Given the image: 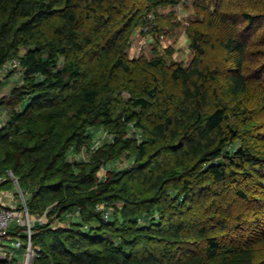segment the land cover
Wrapping results in <instances>:
<instances>
[{
	"label": "trees",
	"instance_id": "16d2710c",
	"mask_svg": "<svg viewBox=\"0 0 264 264\" xmlns=\"http://www.w3.org/2000/svg\"><path fill=\"white\" fill-rule=\"evenodd\" d=\"M179 2L0 0V69L17 61L23 76V83L8 97H0V111L7 110V119L0 125L4 153L0 167L15 171L23 191L37 182L26 204L32 215L48 209L51 218L33 226L37 257L32 264H258L256 243L264 241V226H260L264 220L255 222L249 238L242 241L235 239L248 226L247 221L242 214L234 217L222 204H213L221 218L215 224L218 229L209 220L193 226L179 217L187 216L185 209H191L198 186L238 182L239 169L250 162H260L258 168H264V160L257 158L250 145L230 147L239 136L229 126L227 104L254 93L264 95V0H194L198 20L187 28L195 54L190 66L171 62L169 69L162 56L144 64L129 59L131 32L145 24L149 35L160 41L166 30L157 19L148 17L157 15L159 7ZM53 20L57 23L51 27V35L44 25ZM215 40L234 57L231 97L216 88L212 91L221 72L202 65L207 47ZM155 52L160 54L158 49ZM137 67L143 72L132 79L133 109L117 114L112 94L122 93L118 80L136 73ZM179 82L182 94L177 99L170 88ZM164 88L168 89L165 95ZM136 108L154 117L149 138ZM35 110L46 130L32 136L33 141L18 139L22 134H35L26 127L35 121ZM64 119L69 121L66 132L59 130ZM133 121L144 132L145 143L161 145L155 146L161 148L159 155L163 149L169 150L174 168L163 170L155 152L143 142L133 146V138L128 137ZM96 128L109 130L113 140L97 147L89 162L70 161L71 150L91 148ZM132 149L138 157L134 168L108 170L105 178H99L101 169ZM151 165L152 171L162 175L153 187L155 193L144 198L130 188V182L135 171L138 177H146L145 169ZM3 172L0 175H6ZM253 172L261 175L258 170ZM168 178L182 182L179 192L167 186ZM236 194L247 199L246 190ZM101 205L111 206L113 215L106 218ZM73 212L79 220L52 225L55 218L64 219ZM228 222L236 238L224 243L215 233L226 230ZM152 243L166 248L158 254ZM201 243L205 251L196 253L194 246ZM0 264L19 263L0 260Z\"/></svg>",
	"mask_w": 264,
	"mask_h": 264
},
{
	"label": "rangeland",
	"instance_id": "374dc122",
	"mask_svg": "<svg viewBox=\"0 0 264 264\" xmlns=\"http://www.w3.org/2000/svg\"><path fill=\"white\" fill-rule=\"evenodd\" d=\"M156 10L157 15H150L148 19H157L160 24L162 23L164 31L166 30L165 36H162V39L157 41L149 35V30L145 24L137 26L128 37V58L131 60H140V62L144 64L156 60L158 56H162L164 58V63L168 65L166 67L169 69H171V67H169L171 62L182 63L186 67L190 66V64H192L195 60V54L191 48V43L187 35V28L190 26L191 21L198 20L195 15L194 0H180L179 4L175 6L168 5L166 7H159ZM56 23V20L51 21L50 24L46 23L44 25V29H46L47 32L49 31V34H51V27H53ZM214 35V38L217 39L216 37L218 35H216V33ZM157 49L160 51L159 55L155 52ZM204 64H208L211 68H218L221 72L219 80L216 82L214 81L211 85L212 91L216 88L220 93L224 94V96L231 97L229 96V88L231 85L229 77L235 71L234 57L232 54L225 51L220 45V42L215 40L213 46L209 45L207 47V54L202 60V65ZM20 68L21 67L18 65L17 61H10L2 67V69H0V97H8L10 91L14 87L20 86L23 83V76ZM141 71L143 72L142 68L137 67L136 73L128 74L125 77L126 79L122 77L118 80V82H121L122 93L112 94V96H114L113 108L116 112H118L117 114L124 112L123 110L131 111L133 109L131 108L132 99L130 96V89L134 88L135 83L132 79L137 78V75L141 76ZM120 74L121 76H125L122 71H120ZM142 76L144 75L142 74ZM262 88L264 89V87ZM170 89L173 90V93L175 94L174 97L177 99L181 97L182 84L180 82L175 83ZM167 90H165L166 92H163V95L167 93ZM227 104L228 109L231 112L229 126L235 128L239 136V138L233 140V144H235V146L230 147L238 148L239 146L250 145L257 158L264 160V95L254 93L252 95L250 94L248 97L244 96L239 100L234 101L230 99ZM136 110L140 112L143 122V130L146 133V137L149 138L151 136L150 130L153 126L151 122L154 120V117H151L148 114L144 115L138 108H136ZM34 112L37 116L35 121L27 123L26 127L29 130H34L35 134L30 136L22 134L18 137V139L27 138L29 141H33L32 136H39L40 132L46 130L45 125L39 116V111L35 110ZM242 112L244 114H242ZM6 119L7 110L3 108L0 111V125H2ZM67 126H69V121L64 119L61 123V127H59V130L65 131L66 129V131H68ZM136 126L137 121H133L130 125L128 134V137L133 138V146H137L143 142L145 145L150 146L152 153L155 152V160L157 159L161 162L163 170L167 171L174 168L175 161L169 150L163 149L159 155L158 152H160L161 148L155 146L161 145L145 143V138L142 135L144 132L140 131V129ZM93 134L94 141L91 145H89L91 148L88 149V147L84 146L79 152L71 150L68 155V159L70 161L78 160L89 162L92 159V155L97 147L107 146L106 144L113 140V134L107 129H93ZM3 156V150L0 149V160L3 159ZM137 159L138 157L135 149L127 150L120 158L111 161L103 169H101L98 176L99 178H105L108 170L120 171L124 169H132L138 162ZM259 163L250 162L244 167V169H239L240 176L238 182H227L223 184L213 183L212 185L207 182L198 186L199 188L196 189L197 193L193 194L194 203L192 204L191 209H185L187 216L179 218L191 221L193 226L200 222V220H209V225L214 227V225L217 224V221L221 218L217 216L218 211L214 209L215 205L213 207V204H222L225 209L229 207V209L232 210L234 217L238 216V214H242L243 219L247 221L246 225L248 226L245 225L246 228H244L241 233L236 235L238 238L235 240L240 239L244 241L246 238H249L250 228L254 225V223L264 220V168H258ZM254 170L260 171L261 175L255 174L253 172ZM2 171H4L2 174H6L4 175L6 177V183L4 187H0V195L2 194L5 197H8V204H21L23 201L27 200L30 196V192L37 187V182L31 183V188L28 191H23L19 185L18 178L15 176V171L11 167L6 166L4 170L0 167V172ZM145 172L146 177H138V171H135V179L130 182V188L136 191L141 197L144 196V198L152 196L155 193V191H153V187L157 182V179L160 175H162L159 171H152V165L147 167ZM166 183L168 187L173 189V192L180 191V186L182 185L180 180H172L171 178H168ZM239 189L246 190L247 199L237 196L236 191ZM218 192H220V194ZM100 208L104 210L106 218H109L114 213V209L111 206L107 207L105 205H101ZM47 212L48 209L41 213V215L45 217L46 223L51 220V218L47 215ZM168 215L169 213L166 214L167 217ZM158 218L159 214L157 212L155 219L158 220ZM77 220H79L78 213L73 212L64 219L55 218L52 225L54 227L66 226L72 221ZM256 224H258V222ZM262 225L264 226L263 222L260 223V226ZM218 226L219 225H215L214 228L218 229L220 227ZM232 226L231 222H228L226 230H223V232L221 230L216 231L215 234L222 242L229 243L233 241V238H236L233 234L235 230L231 229ZM189 240L190 242L195 241L194 238H189ZM256 244L257 263L264 264V241L262 244H259V242ZM151 246L156 248L158 254L166 248V245L162 243H152ZM199 246H194L195 252L203 253L205 251L204 245L201 243ZM9 251L14 252L16 262L22 263L24 261L25 247L20 251H16L9 245L7 252ZM33 260H31L30 264H32Z\"/></svg>",
	"mask_w": 264,
	"mask_h": 264
},
{
	"label": "built area",
	"instance_id": "2783aa9c",
	"mask_svg": "<svg viewBox=\"0 0 264 264\" xmlns=\"http://www.w3.org/2000/svg\"><path fill=\"white\" fill-rule=\"evenodd\" d=\"M5 181L6 177L0 175V185ZM37 223H46L45 217L32 215L26 201L21 204H8L0 201V260L16 261L14 252H7L10 245L16 251L25 247L24 261L19 264H30L31 260L37 257L32 244L33 226ZM14 230L20 233L14 235L12 234ZM23 235L27 237L23 238Z\"/></svg>",
	"mask_w": 264,
	"mask_h": 264
},
{
	"label": "crops",
	"instance_id": "0c3cea01",
	"mask_svg": "<svg viewBox=\"0 0 264 264\" xmlns=\"http://www.w3.org/2000/svg\"><path fill=\"white\" fill-rule=\"evenodd\" d=\"M0 201H2L3 203H8L9 202V199L8 197H5L4 195H0Z\"/></svg>",
	"mask_w": 264,
	"mask_h": 264
}]
</instances>
